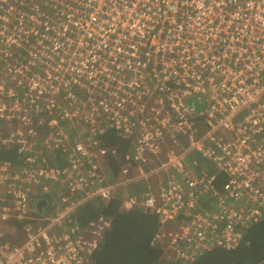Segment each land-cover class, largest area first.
<instances>
[{
	"label": "built area",
	"instance_id": "2783aa9c",
	"mask_svg": "<svg viewBox=\"0 0 264 264\" xmlns=\"http://www.w3.org/2000/svg\"><path fill=\"white\" fill-rule=\"evenodd\" d=\"M4 148L0 264H96L113 219L79 211L141 183L122 206L173 264L235 250L264 217V0H0Z\"/></svg>",
	"mask_w": 264,
	"mask_h": 264
},
{
	"label": "trees",
	"instance_id": "16d2710c",
	"mask_svg": "<svg viewBox=\"0 0 264 264\" xmlns=\"http://www.w3.org/2000/svg\"><path fill=\"white\" fill-rule=\"evenodd\" d=\"M106 143L116 147L117 140L110 135ZM112 163L117 172L115 157L103 162ZM194 163L200 171L204 170L207 163L200 157H194ZM194 168V171L198 170ZM138 188L131 186L130 191ZM147 187L141 183L134 195L145 193ZM128 195H118L114 200L107 202L95 200L87 203L79 211L82 223H88L99 216L113 219L111 229L94 255L96 264H173L169 252L157 245L156 236L159 225L155 217L138 208L131 210L122 206L121 200ZM243 235L241 245L235 250L216 248L212 252L204 253L191 262L177 264H264V217L257 221L253 218L239 227Z\"/></svg>",
	"mask_w": 264,
	"mask_h": 264
},
{
	"label": "rangeland",
	"instance_id": "374dc122",
	"mask_svg": "<svg viewBox=\"0 0 264 264\" xmlns=\"http://www.w3.org/2000/svg\"><path fill=\"white\" fill-rule=\"evenodd\" d=\"M182 146H184L186 148L188 147L187 142L183 139H182ZM177 152L179 154L182 152V150L178 149ZM1 153H3L2 156H1ZM1 153H0V158H3L4 160L10 161V162H18V159L16 158V152L15 151H11L10 149L4 148ZM138 189H141V184L140 185L138 184V188H136L132 191H130V188L126 187L125 190L123 189V191L120 195H124V194H127L128 196L134 195Z\"/></svg>",
	"mask_w": 264,
	"mask_h": 264
},
{
	"label": "water",
	"instance_id": "95a60500",
	"mask_svg": "<svg viewBox=\"0 0 264 264\" xmlns=\"http://www.w3.org/2000/svg\"><path fill=\"white\" fill-rule=\"evenodd\" d=\"M204 105H205V103L203 102L200 105V107L198 108V111L201 110V109H203ZM45 203L48 205L47 208H46V212L48 213L50 211V209H51V204L49 202H45ZM45 203H43V204H45Z\"/></svg>",
	"mask_w": 264,
	"mask_h": 264
},
{
	"label": "crops",
	"instance_id": "0c3cea01",
	"mask_svg": "<svg viewBox=\"0 0 264 264\" xmlns=\"http://www.w3.org/2000/svg\"><path fill=\"white\" fill-rule=\"evenodd\" d=\"M34 202L37 204L36 210L41 211L39 208H41L42 204L45 203L46 201H42V202L40 201V202H38V201L35 200ZM17 226L19 227V225H17Z\"/></svg>",
	"mask_w": 264,
	"mask_h": 264
}]
</instances>
